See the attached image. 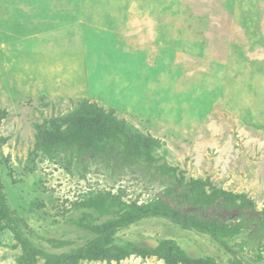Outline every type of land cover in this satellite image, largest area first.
I'll return each instance as SVG.
<instances>
[{
	"label": "rangeland",
	"instance_id": "1",
	"mask_svg": "<svg viewBox=\"0 0 264 264\" xmlns=\"http://www.w3.org/2000/svg\"><path fill=\"white\" fill-rule=\"evenodd\" d=\"M83 106L158 140L157 155L188 181L244 193L264 213V0H0L1 170L12 207L50 253L69 248L48 238L86 242L72 208L83 193L122 190L145 203L168 186L137 167L90 161L82 179L41 160L39 129ZM116 240L151 249L170 240L193 258L234 261L208 235L164 219ZM226 241L245 264H264V232ZM21 256L14 235L0 233V264ZM81 264L165 263L133 255Z\"/></svg>",
	"mask_w": 264,
	"mask_h": 264
},
{
	"label": "trees",
	"instance_id": "2",
	"mask_svg": "<svg viewBox=\"0 0 264 264\" xmlns=\"http://www.w3.org/2000/svg\"><path fill=\"white\" fill-rule=\"evenodd\" d=\"M47 126L37 133L35 152L41 160L61 166L68 174L77 173L86 179L89 162L102 160L121 168L143 169L168 186L145 203H128L122 190L83 193L72 208L81 212L75 224L89 234L84 236L86 242L76 246L75 241L48 238L45 241L54 250L69 248L61 253H50L33 241L34 231L12 207L0 159V233L9 230L14 235L22 251L19 264H37L39 259L45 260L46 264L110 263L121 262L133 255L156 257L165 264H220L212 256L193 258L170 240L153 249L133 242L116 243L121 230L149 219H164L183 230L208 235L232 255L233 264H245L226 239L252 230L264 232V213L257 210L246 194L226 191L202 179L188 181L178 167L170 166L157 155L161 148L158 140L136 131L112 112L83 106ZM79 165L81 170L75 167ZM245 245L243 240L238 245L240 251L243 252ZM260 250H264V244ZM261 259L259 256L257 261Z\"/></svg>",
	"mask_w": 264,
	"mask_h": 264
}]
</instances>
